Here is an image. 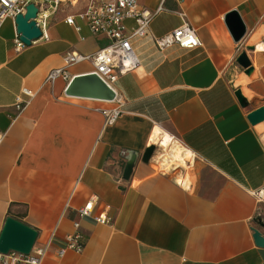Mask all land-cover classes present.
<instances>
[{"label": "crops", "instance_id": "0c3cea01", "mask_svg": "<svg viewBox=\"0 0 264 264\" xmlns=\"http://www.w3.org/2000/svg\"><path fill=\"white\" fill-rule=\"evenodd\" d=\"M164 4L149 34L132 40L139 64L113 82L121 112L109 124L97 107L117 100L66 95L61 77L44 81L67 49L93 51L105 41L78 16V30L64 21L82 2L60 6L47 37L21 48L14 19L0 26V232L8 215L36 228L35 241L46 245L40 264H264V245L251 236V226L264 234V202L254 193L264 187V118L248 119L264 105V0ZM176 9L201 43L159 51L149 35L178 25ZM233 9L245 26L237 40L225 20ZM240 52L249 70L236 61ZM88 70L89 60L70 66L72 75ZM24 86L33 94L17 112ZM155 127L161 144L142 160ZM91 195L93 213L80 215ZM101 211L109 221L95 220ZM76 219L83 248L59 254Z\"/></svg>", "mask_w": 264, "mask_h": 264}, {"label": "built area", "instance_id": "2783aa9c", "mask_svg": "<svg viewBox=\"0 0 264 264\" xmlns=\"http://www.w3.org/2000/svg\"><path fill=\"white\" fill-rule=\"evenodd\" d=\"M31 1L37 6L33 19L41 30L40 37H47L48 18L53 12L60 6H76L79 2H82L83 6L66 14L64 21L72 24L78 30L80 25L75 20V17L78 16L86 22L92 33L105 36L103 44L93 51L67 49L62 54V64L50 68L44 81L53 83L61 77L67 82L72 76L70 66L78 61L89 60L92 70L96 71L112 87L113 82L120 74L136 68L139 64V57L133 47L132 40L135 37L149 34L148 27L151 19L160 11L167 9L164 0H159L154 7L142 4L138 0H0V26L5 18L14 19L16 14L23 13L26 4ZM175 11L181 18L178 25L161 35H149L159 51H163L172 44L190 48L201 43L195 28L185 19V12L182 9ZM127 18L134 20L133 26L127 24ZM15 46L16 48L24 46V42L19 38L17 32L15 33ZM32 94L33 91L25 86L16 94L13 105L17 112L24 108ZM113 100H117L118 103L112 106L97 107L108 124L112 123L121 112L117 91ZM263 190L264 187L258 188L254 193L259 201L264 202ZM96 200L95 195L89 196L78 208V213L80 215L92 214ZM93 216L99 222L109 221V216L102 211L93 214ZM73 224L74 229L67 234L66 243L58 248L59 254L68 248L77 251L83 248L84 239L79 228L80 223L76 219ZM45 252L46 245L34 241L29 252L14 249H9L6 252L0 251V264H40Z\"/></svg>", "mask_w": 264, "mask_h": 264}, {"label": "water", "instance_id": "95a60500", "mask_svg": "<svg viewBox=\"0 0 264 264\" xmlns=\"http://www.w3.org/2000/svg\"><path fill=\"white\" fill-rule=\"evenodd\" d=\"M37 6L31 1L26 4L23 13H18L14 17L16 32L19 38L29 44L33 39L39 38L41 35L40 28L36 25L33 17L36 15ZM227 28L234 40L240 38L245 26L238 12L233 9L225 14ZM236 61L250 69L249 60L244 52H240L236 56ZM236 97L240 104H246L245 97L240 93L239 89H235ZM64 93L71 96H80L100 100H113L116 96V90L108 84L96 71L88 70L84 72L74 73L67 81L64 87ZM264 118V105L251 110L248 113V119L252 122ZM153 144L145 148L141 154L142 160H148L153 151ZM133 168V161H126L123 168V176L129 177ZM257 224L264 226V212L258 215ZM251 236L256 245H264V234L255 226H251ZM37 236V230L26 222L12 216H6L1 232H0V251L6 252L9 249L21 252H29Z\"/></svg>", "mask_w": 264, "mask_h": 264}, {"label": "rangeland", "instance_id": "374dc122", "mask_svg": "<svg viewBox=\"0 0 264 264\" xmlns=\"http://www.w3.org/2000/svg\"><path fill=\"white\" fill-rule=\"evenodd\" d=\"M100 102V101H99ZM161 137V135H160V133L158 134V133H156V135L154 136V132H153V134L151 135V143L153 144V146L156 148V147H159L160 146V141H159V139L158 138H160ZM263 194H264V190H263Z\"/></svg>", "mask_w": 264, "mask_h": 264}, {"label": "bare ground", "instance_id": "6f19581e", "mask_svg": "<svg viewBox=\"0 0 264 264\" xmlns=\"http://www.w3.org/2000/svg\"><path fill=\"white\" fill-rule=\"evenodd\" d=\"M156 133L159 134V129H158L157 127L154 128V136L156 135ZM158 139H160V138H158ZM159 141H160V140H159Z\"/></svg>", "mask_w": 264, "mask_h": 264}]
</instances>
